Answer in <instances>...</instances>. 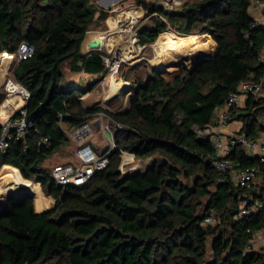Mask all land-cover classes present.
<instances>
[{
  "label": "trees",
  "instance_id": "1",
  "mask_svg": "<svg viewBox=\"0 0 264 264\" xmlns=\"http://www.w3.org/2000/svg\"><path fill=\"white\" fill-rule=\"evenodd\" d=\"M254 1L262 0H192L167 10L135 0L148 20L139 29L142 45L154 44L170 26L180 36H210L216 49L193 71L176 68L172 79L154 68L130 77L123 66L120 78L131 83L129 106L111 113L86 107L84 87L64 73L66 64L71 74L107 73L101 55H84L82 45L108 11L93 0H0V55L15 54L22 42L35 48L12 72L30 93L24 109L33 128L0 153V171L19 169L56 201L45 213L36 212L31 197L0 209V264H264V250L250 248L255 234L264 232V207L240 216L244 200L252 199L247 207L264 203V162L241 146L233 149L235 168H256L262 179L243 190L214 169L213 146L193 131L213 126L217 110L242 82L264 79V26H254ZM4 99L0 88V105ZM98 113L122 126L114 133L118 148L108 168L85 186H58L43 164L69 142L63 125L81 127ZM262 115L264 99L250 95L231 121L242 122L241 133L257 139ZM42 137L50 143L39 146ZM121 150L137 159L156 157L155 163L122 177ZM212 212L218 222L205 226Z\"/></svg>",
  "mask_w": 264,
  "mask_h": 264
},
{
  "label": "built area",
  "instance_id": "2",
  "mask_svg": "<svg viewBox=\"0 0 264 264\" xmlns=\"http://www.w3.org/2000/svg\"><path fill=\"white\" fill-rule=\"evenodd\" d=\"M257 4L262 10V16L261 20L255 21L254 26H264V0L257 1ZM166 9L173 10L172 7ZM108 13L106 30L96 38V40H100V46L98 48H91L90 44H88L85 55L92 53L101 55L107 74L113 77L120 72L123 66L139 65L145 59L144 51L148 47H153L155 49L158 46L156 45L157 42L156 44L146 46L140 43L139 24L144 14L141 6L125 3L116 4ZM88 33L89 32H87V34ZM34 52L35 48L33 45L28 42H22L15 54L5 53L4 55L10 57L15 67L16 64L30 58ZM259 61L264 66V54L260 56ZM150 63L153 64L152 61H150ZM153 66L157 69L164 68L163 66ZM12 72L13 70L9 72L4 82L0 83V88H4L5 90V102H9L11 98L19 96L23 103L20 106H16L14 113L11 115L0 113L1 154H5L8 151L14 138L18 140L24 139L29 130L33 128V124L28 119L27 111L24 109L25 104L31 97L30 93L15 81L14 77L11 75ZM263 93L264 79L260 81L249 80L242 82L237 91L230 93L225 105L217 110L216 121L213 126H195L193 128L198 139L207 140L213 146L214 157L212 166L214 169L220 174H228L232 182L243 190H249L253 187L258 174L257 169L252 167L236 169L233 162L229 159V156L236 146H241L249 153L260 152L262 154L261 161L264 162V139H253L248 137L245 133L232 136L228 134V128L232 120V112L238 107L241 96H258ZM16 113L17 115L14 116ZM104 116L109 118L105 113H100V120H103ZM113 125V128H107L106 131L103 132L104 138L106 139V147L101 152L90 143V139L95 133L94 124L92 122H86L81 127L70 129L69 137L77 144L75 160L73 162L57 164L52 168L51 175L58 186L64 188L70 186H85L90 182L96 172L104 171L108 168L110 164V155L118 148L114 140V131L116 132L122 128L119 124L114 123ZM111 129H114V131ZM49 143L50 139L48 137H42L38 145H48ZM121 158L123 159V164L120 166L119 170H121L123 174L135 173V171L133 172L130 170L131 167H128L129 172L126 173L124 164L131 159H137L136 156L130 152L121 150ZM144 170L141 169L138 172H144ZM251 200L252 199L243 201L240 216L250 215L264 207V203L260 201L247 207ZM217 222L218 216L216 213L212 212L204 220V225H214ZM259 234L264 236V232H260L256 233L254 238ZM250 248H252V245H250Z\"/></svg>",
  "mask_w": 264,
  "mask_h": 264
},
{
  "label": "rangeland",
  "instance_id": "3",
  "mask_svg": "<svg viewBox=\"0 0 264 264\" xmlns=\"http://www.w3.org/2000/svg\"><path fill=\"white\" fill-rule=\"evenodd\" d=\"M152 2L158 3L159 5L165 7V8H173V10H177L182 8L185 3L187 2H191L192 0H150ZM94 4L101 9V6L99 5V3L96 0H93ZM136 4L135 0H124L119 4ZM137 5V4H136ZM144 19V14L142 16V21L139 24V29L142 23H147L148 20H143ZM105 26L106 28V21L103 23H101L99 26L94 27L93 29H102ZM167 32H172L174 33V38H171L169 36V34H167ZM167 35V38L171 41L173 39H176L177 37H181L180 35L178 36V34H176V32L169 26L168 29L161 34V36H159V38L157 39V43H159V41L161 40V38ZM169 36V37H168ZM194 37V35H192ZM190 36V37H192ZM197 37V35H195ZM184 37V36H182ZM188 37V38H190ZM166 39V38H164ZM212 40L211 38L208 41V44L204 47V49H202V56H208L211 55V53H214L215 51V42L212 40V42L210 41ZM189 41V40H188ZM156 42L154 44H156ZM153 45V44H152ZM157 45V44H156ZM155 46V45H154ZM180 49L178 52H172L173 61L172 64H168L167 66H164L165 68L161 69L158 68V72L161 73L164 77H166L167 79H172L175 74L179 73V70H176V68L174 67V63H182L185 66H187L188 68L192 67V61L190 60L189 56L187 54L182 55V50L185 51L186 49L184 48H180V47H176V49ZM160 54V48H153V47H148L145 51H144V57L145 59L138 65V67L135 68V70L130 71L129 68H134V66H126V69H124L123 71H125V74H129L130 77H132L133 75L137 74L139 76L145 77L147 72H151L152 68H156L155 66H159L162 67L160 65H156V59L158 57V55ZM182 55V56H181ZM163 59V58H162ZM154 62L153 64L150 63V61ZM15 64H13L14 66ZM15 67H13L14 69ZM157 69V68H156ZM155 69V70H156ZM169 69V70H168ZM64 73L66 74V77L68 79V81L70 82V79L77 81L78 78H80V87H84V91H85V96L82 98V102L86 107H93V108H103L105 110H108L111 113H117V112H123L125 111L128 106H129V98H130V88H131V83L127 82L123 79L120 78V72L117 75L109 76L107 73L105 75L99 76V77H95V76H84L82 75H77V74H71L69 73V68H68V64L65 65L64 67ZM116 79V81H120L122 83H124V88H121L120 91L112 96L110 98L111 95V89L109 87L110 82L112 81V79ZM77 84V83H75ZM91 85V86H89ZM90 87V88H88ZM100 113H98L97 115H95L94 117H92L91 121L94 124V135L93 137L90 139V143L99 151H103V149L106 147V139L104 138V133L106 131L107 128H113V124L114 122L107 118L106 116H104L103 120H100L99 118ZM99 123V126L96 127L95 123ZM63 129L66 131V136L69 139V142L56 154L52 155L49 159H47L45 161V163L43 164V167L45 169H47L48 171H51L52 168L57 165V164H61V163H68L69 158H72L77 150V144L69 137V131L70 129L63 125ZM112 131H114V129H111ZM115 133V131H114ZM102 136V137H101ZM156 159V157H151L148 159H131L130 161H128L127 163H125L124 165V169L127 172H129L128 167H132L130 170H132L133 172L135 171H140L141 169H145V166L147 164H153L154 160ZM71 160V159H70ZM123 160V159H122ZM134 161V162H133ZM143 163H142V162ZM73 162V161H72ZM138 162V163H137ZM130 163V164H128ZM123 164V161L121 163V166ZM6 166H4L2 168V170L0 171V178H1V174L2 172H4V168ZM10 168L11 173L15 176V177H21L24 179L21 171L19 169H14L15 167L13 166H8ZM26 180V179H24ZM27 182L35 185V191L36 194H28L29 196H31V198L33 199L34 202V207L36 212L41 213V212H45V211H51L55 209V204L56 201L52 198L49 197L45 194L43 187L41 186V184L39 183H35L33 181H28ZM262 182L261 176H257L256 180L254 182V185L256 184H260ZM4 195V196H3ZM0 196V208L1 207H7L8 206V196L6 194H3ZM256 239V237L254 238V240ZM253 240V241H254ZM252 241V243H253ZM262 248H264V245L261 247V245H259L258 243H255V245L252 247V250L254 251H258L261 250Z\"/></svg>",
  "mask_w": 264,
  "mask_h": 264
},
{
  "label": "bare ground",
  "instance_id": "4",
  "mask_svg": "<svg viewBox=\"0 0 264 264\" xmlns=\"http://www.w3.org/2000/svg\"><path fill=\"white\" fill-rule=\"evenodd\" d=\"M169 34H171V32ZM209 39L210 36H192L190 38L181 36L170 41L164 35L159 41V43H157V46L160 48V54L158 55L156 62L159 65L163 66V64L173 61L172 59L174 58L172 52H178L180 49H176V47H180L186 49L185 51L182 50L181 53L182 55L187 54L189 56L193 66V62L201 57L202 49H204V47L208 44ZM6 68L7 67H5L4 69ZM1 70L2 68L0 67V71ZM124 86V83L116 81V79L113 78L109 85L111 89L110 98L116 95L121 88H124ZM3 194H6L8 196L9 201L20 199L25 194H36L35 185L27 182L21 177H15L11 173L10 168L6 166L0 178V196Z\"/></svg>",
  "mask_w": 264,
  "mask_h": 264
},
{
  "label": "crops",
  "instance_id": "5",
  "mask_svg": "<svg viewBox=\"0 0 264 264\" xmlns=\"http://www.w3.org/2000/svg\"><path fill=\"white\" fill-rule=\"evenodd\" d=\"M250 14H251L252 18L255 21L256 20H261L262 10H261V8H259V6L257 4V1H254L252 3ZM99 28L98 29H92V30L88 31L89 33L86 35L85 40H84L83 45H82V53L84 55H85V52L87 51L88 44H90L92 41L96 40L98 35L102 34L106 30L105 26L103 27V30L99 29ZM167 33L169 34L170 32H167ZM176 34H178V33L176 32ZM169 35H170L171 38H174V36H175L174 33H172V32ZM178 36H179V34H178ZM165 37H167V36L165 35ZM210 41L212 42V40H210ZM187 43H188V41H187ZM215 49H216V46H215ZM4 54L5 53L0 55V67L2 68V70L0 71V83L4 82L5 78L7 79L8 75H9V72L11 70H13V67H14L12 62H11L10 57H8V56H6ZM93 54H98V53H92V54H89V55H86V56H91ZM262 54H264V49L262 51ZM211 55H212V53H211ZM169 63L172 64V62H169ZM169 63L163 64V67L167 66ZM156 65H159V64L156 63ZM160 66H162V65H160ZM5 67H7V68L4 69ZM82 74L83 73L77 74V75H82ZM11 75L13 76V74H11ZM84 76H90V75L83 74V77ZM94 76L97 78V77L102 76V75H94ZM80 80H81L80 78H78L77 81H75L73 79L72 80L70 79V82L78 84V83H80ZM253 96H255V95H253ZM255 97L264 99V93L261 94V95L255 96ZM249 98H250V95H242L237 108L244 109L248 105ZM22 103H23V101H22L21 97H19V96H15V97L11 98V100L9 102H5V99H4V101L0 105V113H3L4 115H11V114L14 113L15 107L22 105ZM260 121L264 124V115H262L260 117ZM242 128H243V123L242 122L237 121V120L231 121V123L229 125V128H228V134L232 135V136H235V135L241 133ZM257 139L258 140H263L264 139V131L261 132L259 138H257ZM247 153L249 154V156H251L253 158H260L261 159V157H262V154L260 152H253V153L247 152ZM74 160H75V155L72 158H69L70 162H72ZM256 185H259V184H256ZM255 243H258L262 247L264 245V236L262 234H259L256 237V239L253 241V243L251 244L252 247L255 245ZM263 250H264V248H262L261 250H258V251H263Z\"/></svg>",
  "mask_w": 264,
  "mask_h": 264
},
{
  "label": "water",
  "instance_id": "6",
  "mask_svg": "<svg viewBox=\"0 0 264 264\" xmlns=\"http://www.w3.org/2000/svg\"><path fill=\"white\" fill-rule=\"evenodd\" d=\"M99 5L101 6V8L105 11H109L111 10V8L116 5V4H119L121 3L122 1L124 0H96ZM158 4V3H157ZM100 46V40H95L94 42L90 43V47L91 48H98ZM213 57V54L212 55H208V56H202L200 57L199 59H197L196 61L193 62V66L191 68H188L187 66H185L184 64L182 63H174V67L175 68H183V69H186V70H190V71H193L196 67H198L201 63H203L204 61H207V60H210L211 58ZM156 69V68H155ZM156 71H159L158 69H156ZM95 126L98 127L99 126V123H95ZM155 163V160L154 162ZM152 165V164H151ZM150 164H147L145 166V170L144 172H146L150 166ZM136 173H140V172H135V173H132V174H136ZM119 174L122 176V177H125L129 174H123L121 170H119ZM27 197H31L29 196L28 194H25L24 196H22L20 199H16V200H10L8 202V206L7 207H10V206H13L19 202H21L22 200H24L25 198ZM2 208H5V207H1L0 209ZM45 212H48V211H45ZM45 212H41V213H45Z\"/></svg>",
  "mask_w": 264,
  "mask_h": 264
}]
</instances>
